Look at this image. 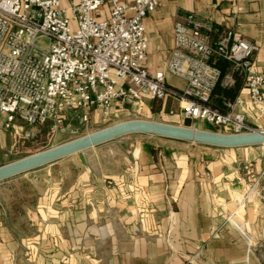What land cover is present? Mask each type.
Listing matches in <instances>:
<instances>
[{
    "label": "crops",
    "instance_id": "0c3cea01",
    "mask_svg": "<svg viewBox=\"0 0 264 264\" xmlns=\"http://www.w3.org/2000/svg\"><path fill=\"white\" fill-rule=\"evenodd\" d=\"M189 13L255 45L264 76V0H163L144 21L151 73L173 46L175 22ZM221 103L212 96V106ZM142 113L185 125L177 100L144 99ZM246 120L264 130V113L258 119L248 109ZM68 158L25 173L33 184L25 201L16 203L13 192L0 197V264H264V145L132 134L84 151V163Z\"/></svg>",
    "mask_w": 264,
    "mask_h": 264
},
{
    "label": "built area",
    "instance_id": "2783aa9c",
    "mask_svg": "<svg viewBox=\"0 0 264 264\" xmlns=\"http://www.w3.org/2000/svg\"><path fill=\"white\" fill-rule=\"evenodd\" d=\"M162 1L0 0V127L17 134L22 123L56 132L67 122L87 126L95 113L104 122L143 117L146 99L177 100L190 128L256 131L246 118L248 109L263 116L264 76L255 69V45L239 33L183 15L162 67L146 68L144 21ZM168 75L184 86L168 85ZM235 76L242 81L237 95L213 107L217 85L230 88Z\"/></svg>",
    "mask_w": 264,
    "mask_h": 264
},
{
    "label": "water",
    "instance_id": "95a60500",
    "mask_svg": "<svg viewBox=\"0 0 264 264\" xmlns=\"http://www.w3.org/2000/svg\"><path fill=\"white\" fill-rule=\"evenodd\" d=\"M132 134H145L218 148L264 145V130L240 134H223L187 126L133 119L117 122L109 127L0 166V182L73 155H77L81 163H84V151Z\"/></svg>",
    "mask_w": 264,
    "mask_h": 264
},
{
    "label": "rangeland",
    "instance_id": "374dc122",
    "mask_svg": "<svg viewBox=\"0 0 264 264\" xmlns=\"http://www.w3.org/2000/svg\"><path fill=\"white\" fill-rule=\"evenodd\" d=\"M38 44L47 47L46 41L38 42ZM95 115L100 118L98 114ZM92 117L94 118V114L92 115ZM94 119H91L87 126H84L77 121L67 122L66 126L62 130L56 132L50 131L48 127H28L26 125H23L22 123H17V134L12 131H7L5 135L0 134V166L58 146L102 128L109 127L116 124L117 122L133 119L151 121V119H145V117H115L108 122H104L101 119L96 122V120ZM76 156L77 155L70 156V158H68L69 161L74 160ZM36 173L38 172H34L35 175ZM30 175L31 174H22L16 178L6 180L7 182L5 184L0 185V188L4 187L3 190L1 189L0 197L6 198L10 195L9 192H13L15 193L13 195V198L16 203L25 201L26 194L30 193L33 189L32 182L28 180L30 178ZM38 184L39 183L35 185ZM23 231L25 232V230Z\"/></svg>",
    "mask_w": 264,
    "mask_h": 264
},
{
    "label": "trees",
    "instance_id": "16d2710c",
    "mask_svg": "<svg viewBox=\"0 0 264 264\" xmlns=\"http://www.w3.org/2000/svg\"><path fill=\"white\" fill-rule=\"evenodd\" d=\"M225 67H227V65H223ZM221 66L222 68V73H224V67ZM242 85V81H241V78L239 76H235L234 77V84L232 87L230 88H224V87H221L220 85H217V87L215 88L214 90V94L213 95H217L219 97L222 98V101L223 100H232L238 93L240 87ZM215 108H219V109H222V103H221V106L219 107H216V106H213ZM190 122L188 120L185 121V126H189Z\"/></svg>",
    "mask_w": 264,
    "mask_h": 264
}]
</instances>
